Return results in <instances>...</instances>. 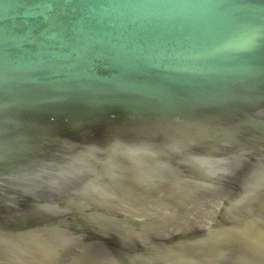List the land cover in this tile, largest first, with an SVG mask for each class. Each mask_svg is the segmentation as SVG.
<instances>
[{
	"label": "water",
	"instance_id": "1",
	"mask_svg": "<svg viewBox=\"0 0 264 264\" xmlns=\"http://www.w3.org/2000/svg\"><path fill=\"white\" fill-rule=\"evenodd\" d=\"M0 264H264V0H0Z\"/></svg>",
	"mask_w": 264,
	"mask_h": 264
}]
</instances>
